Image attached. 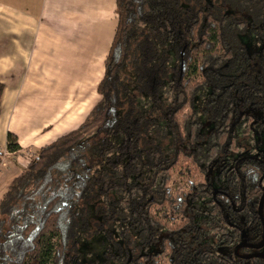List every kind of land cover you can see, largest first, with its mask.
Instances as JSON below:
<instances>
[{
  "label": "trees",
  "instance_id": "trees-1",
  "mask_svg": "<svg viewBox=\"0 0 264 264\" xmlns=\"http://www.w3.org/2000/svg\"><path fill=\"white\" fill-rule=\"evenodd\" d=\"M116 14L100 100L2 193L0 264H78L82 247L115 235L161 240L174 264H264L232 251L263 235L264 122L247 109L264 110V72L240 38L246 16L264 26V0H116ZM20 148L9 132L7 149Z\"/></svg>",
  "mask_w": 264,
  "mask_h": 264
},
{
  "label": "crops",
  "instance_id": "crops-1",
  "mask_svg": "<svg viewBox=\"0 0 264 264\" xmlns=\"http://www.w3.org/2000/svg\"><path fill=\"white\" fill-rule=\"evenodd\" d=\"M117 25L116 0H8L7 7L0 4V80L5 83L0 107L2 146L9 132L18 136L20 145L42 129L57 134L65 107L70 108V116L82 115L81 105L89 107L95 99ZM30 116L37 120L28 122ZM46 116L51 118L41 122ZM6 167L0 179L1 194L22 172L16 174L13 161Z\"/></svg>",
  "mask_w": 264,
  "mask_h": 264
},
{
  "label": "flooded vegetation",
  "instance_id": "flooded-vegetation-1",
  "mask_svg": "<svg viewBox=\"0 0 264 264\" xmlns=\"http://www.w3.org/2000/svg\"><path fill=\"white\" fill-rule=\"evenodd\" d=\"M248 21L249 29L247 32L245 31L244 34L241 35V42L244 46L247 56L245 59H248V66L249 69L254 73L256 77H260V75L264 72V67H262V63L264 64V26L262 23L260 24H253L252 19L249 16H246ZM252 26H254L253 30ZM251 28V29H250ZM255 42L256 46L252 51L250 49L249 42ZM201 105L203 108L200 111V119L201 116H205L210 122L211 127L207 134L203 133V126L201 133L205 136V141L207 140L208 135L211 133L213 129V122L209 118L208 110L206 109V95L205 97L202 96L201 98ZM250 113L255 116V121L262 120L264 122V110H258L253 107L247 109ZM202 121V120H201ZM203 124V122H202ZM257 154H264V128H259L257 132ZM256 143V142H255ZM253 146V145H252ZM251 144L249 143V149ZM252 149V147H251ZM250 154L253 152L247 150ZM255 154V153H253ZM235 157H232V161L235 160ZM212 180H215V173H212ZM211 183V182H210ZM214 186H218L217 180L211 183ZM218 191L215 190V193ZM263 195H264V186H263ZM262 195V198H263ZM261 198V200H262ZM260 200V204H261ZM259 204V209H260ZM259 216L263 225V235L262 239L259 242H251L249 240H242L237 243L233 247V253L237 258L240 259H250V258H264V256H260L258 254H264V246L258 247L262 244L264 240V221L261 218L260 211ZM263 218H264V203H263ZM243 237H245L243 235ZM134 243H129L127 240L123 239L122 237H118L115 235L113 238L104 237L97 241V245H85L81 248L80 254H77L76 257L81 260L78 264H174V259L176 258V254L172 251V258H168V254H170L171 250H168L166 253H161V240L156 241L155 243H147L146 240H141L140 237L134 238ZM96 242V241H95ZM104 246V247H103ZM103 250L104 254L101 253H93L95 250ZM90 250L91 252H88ZM168 256V257H167ZM53 264V263H50ZM70 264V263H67Z\"/></svg>",
  "mask_w": 264,
  "mask_h": 264
},
{
  "label": "rangeland",
  "instance_id": "rangeland-1",
  "mask_svg": "<svg viewBox=\"0 0 264 264\" xmlns=\"http://www.w3.org/2000/svg\"><path fill=\"white\" fill-rule=\"evenodd\" d=\"M7 3H8V0H0V4H2L4 7H7ZM1 14H4V12L1 11ZM3 22L6 24V20L1 21V23ZM249 45H250L249 46L250 49L253 51L254 47L256 46L255 42L254 41H252L251 43L249 42ZM101 74L102 73H99L97 75V77L95 78V81H99ZM94 92L95 91L91 92L92 97H93ZM94 98L95 99H93V102L91 101L92 103L89 104V107L86 105H81V107L83 106L82 112H81L82 115H79V116H70L71 115L70 108L65 107L63 110V115H62L64 122L59 128L60 130L57 129L59 130L57 134L51 135V132L49 131L50 129L46 128L48 131L42 129V131L34 133L31 136L32 138L28 139L27 141H23L22 143L23 145H20L21 146L20 150L21 149L23 150H21L20 152L18 150L17 154L15 155L13 154V152H10L7 149V144L5 146L4 145L2 146L0 143V179L3 175H5L4 169L7 168L6 167L7 163H9L10 161H13V165L15 164V167H16V171H15L16 174L21 172L24 169V167H26V165L30 163V161H32V159H34L37 156V153L39 149H41V147H43L46 144L51 143L53 139L55 140L60 135L67 133L68 131H71V129H75L76 127H78L87 117L86 115L88 114L90 107L92 105L94 106L100 100L101 97L97 94V92H95ZM46 118L47 120H49V118L51 117H48V116L43 117L41 118L40 121L43 122V120ZM35 120H37L36 117L30 116L29 118H27V121L31 123H34ZM201 120L203 122V133L207 134L211 127V124L210 122H208L207 118L204 115L201 116Z\"/></svg>",
  "mask_w": 264,
  "mask_h": 264
},
{
  "label": "water",
  "instance_id": "water-1",
  "mask_svg": "<svg viewBox=\"0 0 264 264\" xmlns=\"http://www.w3.org/2000/svg\"><path fill=\"white\" fill-rule=\"evenodd\" d=\"M263 203H264V195H263V198H262V200H261L260 209H259V211H260V215H261V218H262L263 221H264V218H263ZM262 246H264V240H263L262 244H260L258 247H262ZM258 255H260V256H264V254H258Z\"/></svg>",
  "mask_w": 264,
  "mask_h": 264
}]
</instances>
